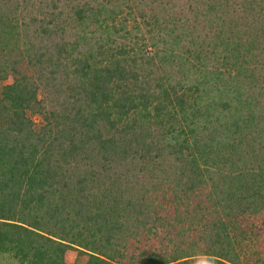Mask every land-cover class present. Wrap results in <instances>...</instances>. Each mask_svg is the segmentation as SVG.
<instances>
[{
	"label": "trees",
	"instance_id": "16d2710c",
	"mask_svg": "<svg viewBox=\"0 0 264 264\" xmlns=\"http://www.w3.org/2000/svg\"><path fill=\"white\" fill-rule=\"evenodd\" d=\"M0 256L264 264V0H0Z\"/></svg>",
	"mask_w": 264,
	"mask_h": 264
},
{
	"label": "rangeland",
	"instance_id": "374dc122",
	"mask_svg": "<svg viewBox=\"0 0 264 264\" xmlns=\"http://www.w3.org/2000/svg\"><path fill=\"white\" fill-rule=\"evenodd\" d=\"M18 69L23 72L29 71V67L26 63H21ZM35 119L38 123L41 122L39 117H35ZM66 259L69 262H79V263H83L87 261V257L83 253L78 252L76 250H70L66 255ZM0 264H17V262L14 259L10 258L9 256H0ZM192 264H205V258L196 257L192 259Z\"/></svg>",
	"mask_w": 264,
	"mask_h": 264
}]
</instances>
